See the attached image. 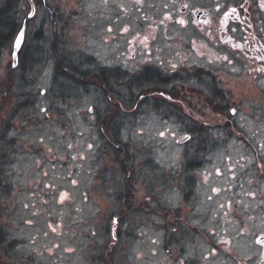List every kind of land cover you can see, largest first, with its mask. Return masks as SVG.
Segmentation results:
<instances>
[{"label":"rangeland","instance_id":"rangeland-1","mask_svg":"<svg viewBox=\"0 0 264 264\" xmlns=\"http://www.w3.org/2000/svg\"><path fill=\"white\" fill-rule=\"evenodd\" d=\"M16 3L15 63L17 34L0 48V264H110L113 240L111 264H264L261 87L209 88L189 73L196 31L146 32L138 2ZM64 58L126 78L156 67L175 91L136 108L121 86L122 122L106 90L61 76Z\"/></svg>","mask_w":264,"mask_h":264},{"label":"flooded vegetation","instance_id":"flooded-vegetation-1","mask_svg":"<svg viewBox=\"0 0 264 264\" xmlns=\"http://www.w3.org/2000/svg\"><path fill=\"white\" fill-rule=\"evenodd\" d=\"M132 1L147 11L146 15H141V20L148 22L146 32L158 29L159 25L164 31L170 23L173 24L172 29L189 26L196 31L195 35L189 34L192 37L185 42L192 59L203 63L190 66L195 67L189 72L192 76H206L211 84L205 83L216 87L225 84L226 79H243L261 87L258 91H264V0ZM154 7L162 10L159 23L151 14ZM103 68L113 70V67ZM122 71L127 75L130 73ZM137 72L146 78L149 75L156 78L167 76L156 67L143 66ZM167 77L173 80L177 75ZM114 243L115 240L107 245V256L112 254ZM259 262L263 263L262 260Z\"/></svg>","mask_w":264,"mask_h":264},{"label":"trees","instance_id":"trees-1","mask_svg":"<svg viewBox=\"0 0 264 264\" xmlns=\"http://www.w3.org/2000/svg\"><path fill=\"white\" fill-rule=\"evenodd\" d=\"M17 1L18 0H4L3 1L4 4L0 9V48L5 47L6 45L10 44L13 36H15L18 31V27L20 24L18 21L14 20V18H16L15 8L17 5L16 3ZM10 3H12L11 7H10ZM17 23H18V26H17ZM64 63L65 64L62 66L60 62L61 71L59 73H62L61 76L67 79V81H69L70 84H72L75 88L78 87V88L84 89L87 93L92 89H95L97 91L99 90L101 92L102 90L98 86H100L103 90H106L107 92L106 98H108L109 104H112L111 109L113 112L112 114L113 119H115V117L122 116L121 118L122 122H126L125 117H128V113L131 111L127 110L130 107L127 105L126 100L123 99L126 97L119 96L120 93H122L121 86L127 89V91H129L127 95H130V94L133 95L134 97L133 102L136 108L138 107L142 108V106L146 104L147 100L145 99V97L147 94L163 93L164 96H161L162 100H161V97L160 98L158 97L159 96L158 95L155 97V99H158V100L154 101L156 103L162 104L163 101L167 99L166 97H172L171 94L173 93V91H175L173 88L171 90L167 89L169 84L172 82V79L168 78L167 76L156 78L153 75L151 76L149 75L146 78L144 74H137L134 78H132V76H128V78H126V76L125 77L121 76L120 71L115 72L110 69L111 70L110 72V70L105 69V68H97L96 69L97 71H93L91 70L92 67H90L89 65H86L85 66L86 68H82L78 66V64L75 65L73 62H70L67 59H65ZM125 74L127 75V72ZM89 75H96L95 77L97 78V81L95 79H89L88 78ZM126 81L131 82L130 85L125 84ZM207 86L210 88L212 85L207 84ZM212 90H214V88H212ZM212 94H215V93L212 92ZM213 98L215 101L220 100L217 95L214 96ZM120 103H121V106H120ZM131 105L133 104L131 103ZM123 108H125L126 110V111L123 110L124 113L121 111V109ZM102 122L104 124H107L106 127L110 125L109 124L110 120L108 119H106V121L103 120ZM114 123H116V121ZM111 126L115 128L114 125H111ZM114 138H117V137L114 136ZM115 140H118V139H115ZM120 151L121 153L123 152L122 150ZM107 253H106V256H107ZM107 257L109 258L110 264H111L112 262L110 258L111 255Z\"/></svg>","mask_w":264,"mask_h":264},{"label":"water","instance_id":"water-1","mask_svg":"<svg viewBox=\"0 0 264 264\" xmlns=\"http://www.w3.org/2000/svg\"><path fill=\"white\" fill-rule=\"evenodd\" d=\"M23 29L22 28L17 36L15 37L14 39V42H13V50H12V56H13V59H14V63H15V60H16V54H17V51L19 50L20 46H21V42H22V37H23Z\"/></svg>","mask_w":264,"mask_h":264}]
</instances>
